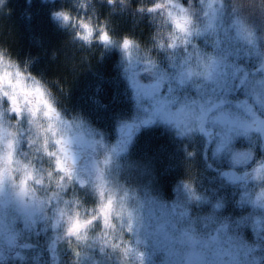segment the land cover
<instances>
[{
	"label": "clouds",
	"instance_id": "1",
	"mask_svg": "<svg viewBox=\"0 0 264 264\" xmlns=\"http://www.w3.org/2000/svg\"><path fill=\"white\" fill-rule=\"evenodd\" d=\"M95 4H106L111 14L147 18V44L127 33L114 36L107 15L101 16ZM226 4L237 13L234 23L244 26L251 6L264 0H72V7L51 16L86 47H118L124 61L155 69L165 56L181 85L198 81L195 87L201 89L219 86L226 61L199 50L195 40L214 34ZM258 11L264 15V7ZM259 68L264 71V59ZM92 133L82 115L64 113L47 80L0 47V221L15 214L58 230L72 253L71 264H145L146 237L175 231L180 221L168 204L155 197L146 201L120 183L112 171L119 154ZM251 179L257 183L251 203L264 208V162ZM178 183L189 201L201 199L190 178ZM207 221L212 230L206 238L193 237L191 225L180 229L181 237L222 248L230 238L227 218Z\"/></svg>",
	"mask_w": 264,
	"mask_h": 264
},
{
	"label": "rangeland",
	"instance_id": "2",
	"mask_svg": "<svg viewBox=\"0 0 264 264\" xmlns=\"http://www.w3.org/2000/svg\"><path fill=\"white\" fill-rule=\"evenodd\" d=\"M7 1L9 0H0V9ZM61 1H64V7L60 5ZM55 2L58 4L55 10L72 7V0H28L24 7H13L15 17L22 22L25 31L32 34L29 40L31 45L38 42L35 33L33 34L31 16L42 13L57 30L62 29L59 22L51 16ZM22 19L29 21L23 22ZM236 19L237 16L228 14L225 9L215 23L214 34H205L195 40L202 52L225 58L226 67L219 86L197 89L195 84L198 81L181 85L177 80L176 68L167 57L160 56L159 64L153 69L142 61L135 64L124 61L118 47L113 46L111 48L118 52V67L111 76L102 77L93 72L83 56L74 60L79 63L81 72L98 80L93 90L79 89L76 91L79 95H69L71 101L68 103L63 100L67 97L63 89L54 90L60 107L67 116L82 115L93 129L92 135L102 137L105 144L116 149L119 154L118 167L112 171L120 183L124 184V177L140 162L138 159L148 155L151 142H156L153 146L157 147L155 149L160 156L161 174L166 173L171 177L168 189L157 188L152 181L140 185L129 184L127 187L134 189L146 201L155 197L156 201L168 204L169 210L174 212V218L180 223L175 231L170 229L167 234L146 237L143 248L146 254L145 264H264V208L251 203L257 190V183L251 176L258 165V159H264V131L258 130L264 127V84L261 83L264 82V71L259 68L264 59V32L247 23L241 29L239 24L234 23ZM123 25V28H127V34L134 35L147 44L151 33L147 18L126 16ZM139 25L145 26L143 31L133 30ZM61 53L66 57L73 55L64 43ZM57 55L51 53L50 57L57 58ZM180 55L183 56L184 53ZM15 56L22 63L29 64L33 72L54 86L39 71L33 58L27 59L21 53ZM134 73L141 84L150 85L159 81L155 100L170 101V112L175 113L182 104L189 103L192 111L190 119L178 126L174 119H166L163 112L158 111L159 105L153 99L138 97L131 80ZM104 84L109 87L106 93L102 89ZM225 87L228 89L227 94ZM222 98L229 101L226 111L231 114V123L221 125L209 117L204 125L214 129V138L208 140L198 131L200 122L196 120V116L201 105L207 108ZM143 120H151V124L141 127L130 140H121L119 133L126 123H140ZM226 135L231 136V142L220 149ZM153 137L157 140H153ZM161 137H166L163 138L165 141L173 138L175 143L171 149L164 145ZM194 140L204 147V154L202 159L199 157L193 162L190 169L194 160L195 149H191ZM141 170L147 171L146 166L141 165ZM182 178L193 181L200 200H188L178 183ZM185 212L188 214L186 218ZM210 216L217 220L227 218L229 222L230 238L222 248L215 245L205 247L203 243L181 237L180 229L191 225L190 233L193 237L206 238L212 230L211 225L206 226L207 217ZM18 241L21 244H15ZM49 248L54 249L53 256ZM0 255V264H3L4 255L10 260L25 261L26 264H71L72 258V253L65 241L60 239L58 230L43 221L37 220L33 224L15 214L0 221ZM85 264L89 262L86 261Z\"/></svg>",
	"mask_w": 264,
	"mask_h": 264
},
{
	"label": "trees",
	"instance_id": "3",
	"mask_svg": "<svg viewBox=\"0 0 264 264\" xmlns=\"http://www.w3.org/2000/svg\"><path fill=\"white\" fill-rule=\"evenodd\" d=\"M26 4H28V0H9L7 1V4L0 9V45L2 47L9 48L14 55L21 53L23 57H28L27 59L33 58V60L36 61V67L38 65L37 68L39 71L44 73L48 80L56 82L59 87L67 93L66 100H68L67 98L69 95H79L76 91L81 88L84 90L87 89L88 91L93 90L95 84L98 83L96 78L91 76L88 77L87 73L81 72L79 63L74 60H79V58L83 56V59L88 60L93 72L99 76L106 77L112 75L113 71H111L110 61L109 59L104 58L102 54H100L98 57L92 58L91 54L89 56L88 54L84 53L75 54V52L71 50V54L73 55L70 57L72 58H70L68 54L67 56L69 58L62 55L61 46L63 43L65 44V37H68V35L63 34L64 30L62 31V29L58 31L55 30L56 27L52 24L54 26L53 27L48 22L49 18H47V16L42 13H39L38 16L36 14L33 17L31 16L32 19L30 22H32L34 26L33 34L35 33V38L38 40L37 43L31 45L29 40H31L30 36L32 34H29L25 31L22 22L19 21L17 17H15L16 12L13 8L15 5L24 7ZM57 5L58 4L55 2L53 5L54 10ZM60 5L64 7V1H61ZM94 7L101 16L107 15V18L110 22L109 26L112 28L113 34H116L118 37L123 33H127V28H123V22L126 16L132 17L130 12H117L116 14H111L110 9L106 4H95ZM262 7H264V5L257 6L253 4L251 6L252 11L246 17V23L249 26L264 32V15H261L258 11V9ZM117 8H119V5H117ZM225 9L228 14L237 16V13L233 11L230 5L226 4ZM1 14H4L5 16H1ZM25 20L29 21V19H22L23 22H25ZM126 26L129 25L127 24ZM144 27V25H139L136 28H133V30L135 29L136 32H140V29L143 31ZM51 53L55 56L58 54V57H50ZM63 53L66 54V51L63 50ZM102 89L104 90V93H106V91L109 90V87L104 84ZM88 94L89 92L87 95ZM161 138L163 139L166 137ZM153 140L157 139L153 137ZM170 140H173V138H167L166 141L164 139L162 140L168 149H171V146H173L175 143L174 140L173 142ZM155 143L156 142L154 141L153 143L151 142L148 155L138 159L140 162L134 165L129 174H126L124 177L125 186H128L129 184L140 185L144 182L152 181L157 188H161L163 190L168 189L171 183V177L166 173L161 174L162 168L160 167L159 162L160 156L157 149H155L157 147L154 148L153 146ZM191 149H195V152H193L194 160L191 162L190 169L193 162L199 157L202 159L204 154V150L200 149V147H197L196 141L192 142ZM141 165L144 167L146 166L147 171L143 172L141 170ZM16 243L21 244L20 241L15 242V244ZM19 246L17 245V247ZM9 247L11 248V246ZM3 264H26V262L19 259L10 260L8 256L4 255Z\"/></svg>",
	"mask_w": 264,
	"mask_h": 264
},
{
	"label": "snow or ice",
	"instance_id": "4",
	"mask_svg": "<svg viewBox=\"0 0 264 264\" xmlns=\"http://www.w3.org/2000/svg\"><path fill=\"white\" fill-rule=\"evenodd\" d=\"M65 19L67 17L65 16ZM240 28L243 29L244 26L242 24H239ZM251 35V34H249ZM102 39L107 40L108 36L105 34ZM130 44V41L125 40L123 42V47L128 48ZM236 71H239V69H236ZM133 87L137 91L138 97L153 99L155 103L159 105L158 111L163 112L166 119L169 120H175L177 125L179 126L181 123H186L190 117L192 116L191 111V105L189 103L182 104L175 113H172L169 111V105L170 101L168 100H155V94L159 90V81H157L154 84L145 85L141 84L139 80L136 79V74L134 73L131 77ZM243 83V80L241 81ZM264 84V82H261ZM226 84V82H225ZM224 86V85H221ZM228 89L225 87V93L227 94ZM227 98H222L218 102L212 104L210 107L205 108L203 105L200 106L199 114L196 116V120L200 122V130L204 131V123L211 117L213 122L219 123L221 125H228L231 123V114L226 111V106L228 104ZM195 102L193 101V104ZM212 113H215L214 116H212ZM187 130L191 131V128H188ZM260 131H264V127L258 129ZM231 142V136L226 135L224 138V142L220 145V149H223L227 146L228 143ZM219 150V149H218ZM238 156L240 154H237ZM219 207V205H217Z\"/></svg>",
	"mask_w": 264,
	"mask_h": 264
},
{
	"label": "flooded vegetation",
	"instance_id": "5",
	"mask_svg": "<svg viewBox=\"0 0 264 264\" xmlns=\"http://www.w3.org/2000/svg\"><path fill=\"white\" fill-rule=\"evenodd\" d=\"M63 34L70 35L71 33H70L69 30H64L63 31ZM84 47L86 48V51L78 50V51H75V54H82V53H84V54H88V56L91 54V57L92 58L98 57L100 54H102V56H104V58L109 59L110 64H111L110 65L111 71H113V73H115L117 71L116 65L113 62V59L115 58L116 54L118 53L117 52V49L111 48V47H110V49H108V48H105V47H103L102 45H99V44H93L92 47H86V46H84ZM108 50H110V51H108ZM52 84L54 85V87H53L54 89L60 88L59 85L56 82H52ZM69 98H70V96L67 99L69 100ZM63 100H66V98H63ZM68 100H66L67 103L69 102ZM205 130H206V127L205 126H204V131H201L200 130V126H198V131L200 133L204 134L205 133ZM262 161H263V157L260 158V159H258L257 164H259Z\"/></svg>",
	"mask_w": 264,
	"mask_h": 264
},
{
	"label": "bare ground",
	"instance_id": "6",
	"mask_svg": "<svg viewBox=\"0 0 264 264\" xmlns=\"http://www.w3.org/2000/svg\"><path fill=\"white\" fill-rule=\"evenodd\" d=\"M55 32H57V31H55ZM65 44L67 45V49L69 48L73 52L78 51V50L86 51V48L84 47L85 45H83L82 43H79L78 41H76L75 39H73L72 36H71V34L68 35V37H65Z\"/></svg>",
	"mask_w": 264,
	"mask_h": 264
},
{
	"label": "water",
	"instance_id": "7",
	"mask_svg": "<svg viewBox=\"0 0 264 264\" xmlns=\"http://www.w3.org/2000/svg\"><path fill=\"white\" fill-rule=\"evenodd\" d=\"M149 121H144L142 123V125H148ZM135 132V125L134 124H127L123 131L121 132V136L122 137H129L131 136L133 133ZM207 133L210 135V138H211V134H212V130H208Z\"/></svg>",
	"mask_w": 264,
	"mask_h": 264
}]
</instances>
